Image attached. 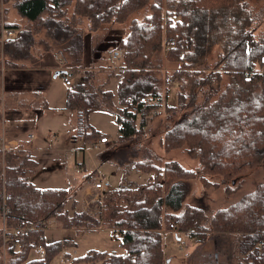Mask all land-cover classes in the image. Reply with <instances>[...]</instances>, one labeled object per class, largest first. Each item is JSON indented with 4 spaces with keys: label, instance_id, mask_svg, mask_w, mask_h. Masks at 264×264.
<instances>
[{
    "label": "trees",
    "instance_id": "1",
    "mask_svg": "<svg viewBox=\"0 0 264 264\" xmlns=\"http://www.w3.org/2000/svg\"><path fill=\"white\" fill-rule=\"evenodd\" d=\"M72 1L15 0L19 14L38 25L26 31L8 24L6 28L16 33L4 45L7 58L0 60V79L2 65L24 69L15 60H31L33 47L60 55L71 74L83 76L68 87L66 100L67 109L78 110L79 136L89 144L105 138L89 124V115H113L119 125L118 145L100 159L123 169L125 179L131 171L149 175V179L142 184L122 180L121 187L108 193L98 216H92L78 210L76 194L80 190L42 188L31 181L39 163L33 155L23 153L21 144L23 158L7 166L8 224L20 227L23 222L20 250L17 246L7 249L8 264H50L63 245H47L44 229L38 227H48L52 221L65 230L84 233L103 226L121 236L124 255L91 250L72 264H165L164 228L188 232L202 243L214 234L235 235L241 256L237 264H264V183L210 215L207 207L184 204L192 194L189 183L198 174L206 189L224 186L230 196L240 190L242 182L236 178L244 171L264 170V32L256 35L264 27V18L249 9L248 0H178L167 9L164 0H75L72 18L67 21ZM151 1V15L130 20ZM78 17L90 20L91 32L106 24L130 21L129 37L118 44L124 54L122 64L106 74L103 82L87 69L95 62L89 59L90 45L78 29ZM43 30L46 34L37 42L36 36ZM164 39L176 44L166 55L177 70L163 79ZM217 46L221 53L210 68ZM170 77L173 83L168 82ZM113 85L116 89L110 88ZM173 89L176 106L168 105ZM164 113L170 119L178 117L161 139L164 152L188 146L187 155L199 162V172L177 161L163 163L149 149L131 150L130 146L142 144L152 121ZM16 151L8 156L17 155L11 154ZM93 175L86 180L91 181ZM176 238L180 240L178 233ZM3 247L0 231L4 254ZM39 247L43 257L31 259Z\"/></svg>",
    "mask_w": 264,
    "mask_h": 264
},
{
    "label": "rangeland",
    "instance_id": "2",
    "mask_svg": "<svg viewBox=\"0 0 264 264\" xmlns=\"http://www.w3.org/2000/svg\"><path fill=\"white\" fill-rule=\"evenodd\" d=\"M164 1L166 3V9L169 7V4L175 5L178 2V0ZM247 2L249 9H251L253 13H258L264 18V0H248ZM151 3L152 1L148 3V6L140 13L133 15L130 20H142L146 15H151ZM74 4L75 0L72 1V4L67 8L69 10L65 17L67 21L72 18ZM76 23L78 24V29L85 35L86 42L90 45L89 59H91L92 63L95 62L94 64L91 63L92 65H88L87 69L96 73L98 82H103L106 80V74L110 73L111 70L118 65L120 67L122 64L124 54L122 50L118 48V44L121 41L127 40L129 37L130 21L125 24H106L97 32L88 30L90 25V20L88 18L78 17ZM76 23L75 25L77 26ZM8 24L16 25L18 28L26 31L38 25L36 24L35 26L19 14L15 0H0V60H5V58H7L4 54L6 40L15 35H6V38L3 36V33L8 31V28H6ZM40 28H42V24ZM263 32L264 27L261 28L256 35L260 36ZM45 34L46 32H44V30L40 31L36 36L37 42ZM172 44H174V46L176 45L175 42H170L169 44V42L164 39V49L162 53L163 67L161 74L163 79L167 75L172 76L171 73L177 70L175 69L177 65L169 63L166 55L169 49L174 48ZM2 48L4 55L1 52ZM33 48L30 51L31 60H15V64L25 66L24 69L1 66L0 114L2 118L0 119V136L5 135V140L7 142L16 141L18 145L22 142V150L25 151H19L18 149V151L11 153H16L17 155L15 156H8V153L13 150H10L4 155L1 154L0 182L2 180V184L5 186L7 185V166L9 164H18L24 154L33 155L35 160L39 163V167L35 175L31 178L32 182L42 188L69 189L72 187V190H80L77 191L76 194V202L77 205L79 204L78 210H85L84 206L87 207L90 205L87 209L88 213L92 216H98L99 210L102 208L101 206L104 205L110 191L121 187L124 180H128L129 182L133 181L136 182V184L145 183L149 179V175L131 171L128 179H125L127 175L124 171L123 173L120 171L123 169L118 170L112 163L103 162L100 159L101 155L107 150L118 145L116 138L119 125H117L111 114L94 113L89 115V124L92 125L93 128L105 133L109 140L107 145L105 144L101 147V152H93V145L95 143L98 144L101 139H95L93 140L94 143L89 144L83 137L79 136L78 110L67 109L66 105L69 88L64 84L61 76L55 78V69L58 63L55 60L56 58L54 59V56L56 57L57 54L51 52V55V53H47L45 49L40 46H38V48ZM116 51L121 53L120 61L112 59V55ZM37 52H41V56H38ZM220 53V48L218 46L215 47L208 63L210 68H213ZM160 55L161 52L155 54V58L157 59ZM40 60L41 69H44L43 67L51 68V70L47 72L48 76L45 75L44 72L35 73V70L40 68L38 65ZM65 68L70 69L66 63ZM78 75L77 73L73 75L75 79L73 80V85H76L78 80L82 78ZM35 78L38 82L45 78L46 82L42 84L45 90L40 89V84L35 86ZM16 79H19L23 84H20V86L14 84L13 82ZM31 79H34V86H32L33 82L29 81ZM173 81L172 77H170L168 82L173 83ZM110 88L116 89L115 85ZM36 92L39 96L35 94ZM166 104L167 100L164 98L163 105ZM176 104V91L173 89L168 100V105L176 106ZM3 114L5 115L4 120ZM177 120L178 117L170 119V117L164 113L162 117L152 121V124L146 130V135L142 144L138 146V148L135 146H130V148L131 150L134 148L149 149L154 153L155 157H158L163 163L177 161L185 168L199 172V162L189 158L187 155L186 151L188 146L172 151L171 153H165L163 150L161 139L167 128L172 126ZM30 134H35L37 137L33 143L28 141V136ZM53 136L56 137V140H52ZM28 144L33 145L34 150H32V147L28 146ZM126 144H130V142L123 143V146ZM11 148H15V146ZM79 166H82V169H80ZM92 174H94L92 179H95L96 175L104 176L107 179L110 184L107 193L98 194L92 189L89 181L86 180L87 177ZM210 179L216 183L221 182L219 178L210 177ZM236 179V182H242L240 190L227 196L224 186L216 187L215 189H206L200 182V175L198 174V177L189 183L192 188V194L186 199L184 204L207 207L210 212L209 215L218 210L226 209L240 201L245 195L252 193L257 185L264 183V170L251 171L249 169L244 171ZM97 195L99 196L98 199L96 198ZM102 199L103 202L101 203ZM91 210L93 211L92 213ZM165 211H167V209H165ZM2 229L3 226L0 228L1 232ZM165 229L166 228L162 231L165 242V264H237L238 261H240L241 256L238 248V237L235 235L214 234L206 242L202 243L198 239L192 238L188 232L179 233L177 230L165 231ZM44 232L47 245H63L61 253L55 256L50 264H72L74 259L85 256L91 250L122 255L126 253L124 247L121 246L120 234L112 230H106L103 226L97 230L80 233V231L76 229H61L57 226L56 222L52 221L49 223L48 227L44 229ZM175 232L179 234L180 240L176 238ZM63 248L68 249L72 254L71 258L65 263H63ZM17 250H20V246H18ZM30 257L31 259H40L43 257V254L35 249ZM8 258H10V256L7 255V252L3 254L0 249V260L2 264L3 259L4 264H8Z\"/></svg>",
    "mask_w": 264,
    "mask_h": 264
},
{
    "label": "built area",
    "instance_id": "3",
    "mask_svg": "<svg viewBox=\"0 0 264 264\" xmlns=\"http://www.w3.org/2000/svg\"><path fill=\"white\" fill-rule=\"evenodd\" d=\"M151 27H154L153 24L150 25ZM15 34L14 31L12 30H8L6 32L3 33V36L6 38V35L7 36H10V35H13ZM172 46H174V44H172ZM123 53V52H122ZM56 59V62L58 63L59 65V70L60 71H64L65 73L61 75L62 77V80L64 82V84L67 86V87H70L73 85V78L71 77L72 74L70 73L69 69H66L65 68V61L64 59L57 55L55 57ZM112 59L113 60H117V61H120L121 60V53L119 51H116L113 53L112 55ZM144 101V100H142ZM2 118V115L0 114V119ZM36 135L34 134H31L28 136V141L29 142H34L36 140ZM52 140H56V137L53 136L52 137ZM22 143V142H21ZM21 143L16 144V141H6L5 140V135L3 136H0V153L2 155H4L5 153L9 152L10 150H13V151H16L18 149H21ZM109 143V140L107 137L105 138H101V141L97 144L95 143L93 145V152H101L100 149L103 145H107ZM14 147L15 148H11V147ZM79 173V171H78ZM89 184L91 185L92 189L97 192L98 194H104V193H107V191L109 190L110 188V184L109 182L107 181V179L104 177V176H100V175H96V178L92 179L91 181H89ZM0 196H1V204H0V213H1V221H2V226H3V229H2V232H1V240H2V245L5 247L7 245H9L10 243H12L16 236L17 235H20L22 234V231H23V228H22V225H23V222H21V225L20 227H10L9 224H8V216L10 214V206L8 205L9 203V200L11 199V195L7 192L6 190V186L2 184L1 186V190H0ZM97 199L99 198V196L97 195L96 197ZM103 202V199L101 201V203ZM89 206H84V211L88 212L87 209H88ZM102 207V206H101ZM93 211L91 210V213ZM47 226L45 224H42L38 227V229H46ZM39 251H43L42 247L39 248ZM63 253L65 255V257L69 260L72 256V254L69 252L68 249H63Z\"/></svg>",
    "mask_w": 264,
    "mask_h": 264
},
{
    "label": "crops",
    "instance_id": "4",
    "mask_svg": "<svg viewBox=\"0 0 264 264\" xmlns=\"http://www.w3.org/2000/svg\"><path fill=\"white\" fill-rule=\"evenodd\" d=\"M8 30H12V31H14L13 29H8ZM15 33H16V31H14ZM37 54H38V56H41V52H37ZM54 59H55V56H54ZM38 65H39V69L38 70H35L36 72L35 73H42V72H44V74L45 75H47L48 76V74H47V72L48 71H50L51 70V68L50 67H43L44 69H41V60H40V62L38 63ZM26 67H28V66H26ZM117 68H119V65L116 67V68H113L112 70H116ZM56 73L58 72V71H60L59 70V66L56 64ZM75 72V71H74ZM75 73H77V74H79L78 76H81V77H83L82 76V74L80 75V73H78V72H75ZM74 73V74H75ZM74 74H72V78H73V75ZM76 77V76H75ZM82 79V78H81ZM80 79V80H81ZM73 80H75L74 78H73ZM29 81H31V82H33V85L32 86H34V79H31V80H29ZM79 81V80H78ZM44 82H46L45 81V78H43L42 80H40L39 82L36 80V78H35V86H37V85H39L41 88L40 89H44V87H43V83ZM14 84H17V85H19L20 86V84L22 85L23 84V82H20V80L19 79H16L14 82H13ZM26 83H28V82H26ZM25 83V84H26ZM45 90V89H44ZM43 90V91H44ZM37 91V90H36ZM37 92H40V91H37ZM37 92L35 93L37 96H39L38 94H37ZM94 114V113H93ZM114 117V116H113ZM5 119V115L3 114V120ZM115 119V118H114ZM92 126V125H91ZM95 129V128H94ZM96 131H99L100 133H102V131L101 130H98V129H95ZM102 134H105V133H102ZM31 135V134H30ZM35 135V134H34ZM30 143H33V142H30ZM32 150H34V148H33V145H32ZM80 167V169H82V166H79ZM0 225H1V227H2V221H1V218H0ZM0 227V228H1ZM45 234V233H44ZM40 248V247H39ZM39 248L37 249L38 251H39ZM43 249V248H42ZM64 249V248H63ZM39 253H42L43 254V251H39Z\"/></svg>",
    "mask_w": 264,
    "mask_h": 264
},
{
    "label": "bare ground",
    "instance_id": "5",
    "mask_svg": "<svg viewBox=\"0 0 264 264\" xmlns=\"http://www.w3.org/2000/svg\"><path fill=\"white\" fill-rule=\"evenodd\" d=\"M152 24L155 27V24L154 23H152ZM20 235H17L16 238H15V240L12 243H10L9 245L3 247L4 254H5V252H7V249L10 248L11 246H17V248H18V238H19ZM66 261H68V259L65 257V255L63 253V263H65Z\"/></svg>",
    "mask_w": 264,
    "mask_h": 264
},
{
    "label": "water",
    "instance_id": "6",
    "mask_svg": "<svg viewBox=\"0 0 264 264\" xmlns=\"http://www.w3.org/2000/svg\"><path fill=\"white\" fill-rule=\"evenodd\" d=\"M61 74H62V72H57V73L55 74V78L59 77Z\"/></svg>",
    "mask_w": 264,
    "mask_h": 264
}]
</instances>
